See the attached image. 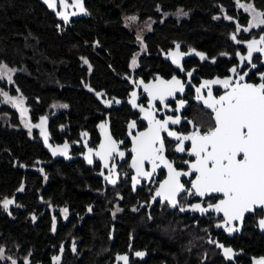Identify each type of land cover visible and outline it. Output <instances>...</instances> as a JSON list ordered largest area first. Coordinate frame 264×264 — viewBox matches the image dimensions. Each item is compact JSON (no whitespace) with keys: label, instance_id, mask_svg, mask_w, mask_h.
<instances>
[{"label":"trees","instance_id":"obj_1","mask_svg":"<svg viewBox=\"0 0 264 264\" xmlns=\"http://www.w3.org/2000/svg\"><path fill=\"white\" fill-rule=\"evenodd\" d=\"M81 2L85 11L67 13L65 23L56 14L65 10L44 0H0V64L15 69L11 82L0 78V264H116L131 237L147 255L132 264H226L194 228L166 216L143 222L126 197L118 210L82 162H52L33 125L47 118L53 147L94 131L101 108L89 88L122 89L114 73L121 75L138 50L130 17L150 24L143 43L151 57L144 61L172 42L215 58L237 26L248 24L237 4L264 13V0ZM4 92L23 98L28 127ZM4 199L13 201L7 210Z\"/></svg>","mask_w":264,"mask_h":264},{"label":"flooded vegetation","instance_id":"obj_2","mask_svg":"<svg viewBox=\"0 0 264 264\" xmlns=\"http://www.w3.org/2000/svg\"><path fill=\"white\" fill-rule=\"evenodd\" d=\"M68 2L69 4L65 3L67 5L65 8L61 7L60 0H56V7H60L66 13L79 11L74 6L75 0H69ZM244 28L247 27L240 28L239 31L236 29L234 33L228 36L230 46L225 47L224 51L215 58H209L206 54L192 47L186 46L185 48L181 43L172 42L170 46L157 47L154 54L155 59L151 61L143 60L151 57L148 48L143 43V38L150 32V29L143 36L136 33L138 50L132 57V59H136L135 67L132 66L131 59L127 64L126 70L121 75L114 73L122 83V89L118 91L100 89L97 91L89 88V93L93 95L101 108L98 113L101 118L94 124L93 132L83 130L79 133L77 139L70 143L65 141L64 143L68 144L66 154L62 155L58 152L65 159L59 158L54 161H63L65 163L82 162L92 172L93 176L99 180L101 195H112L117 209L120 211L124 210L121 207V202L126 197L127 199H132V204L128 206V210L138 214L143 222H145L144 216L149 220L166 216V218L179 221V225L181 224L180 226L183 229L194 228L198 233L197 238L202 240L207 250H210L226 264H254V260L264 258V229L259 224V221L264 219V208H255V211L246 212L241 219L225 225L223 212L209 209L207 212L201 213L191 208V205L197 203L203 208L215 205L220 199H223L222 194H208L200 197L189 195L185 191L178 194L177 204L173 207L167 201L162 202L160 197H156L160 184L168 178V169L163 164H160L159 161H157L159 166L155 172L152 171V164L149 161H144V171L152 173V175L138 177L140 182L133 187L132 177L136 175V170L131 167L135 156V153L131 150L134 146V137L138 133L146 132L149 128V121L145 119V112L151 111L155 119L160 121L168 117H179L180 123H169L168 129L180 135L190 134L194 126L200 127L202 131H207L209 126L214 125V120L212 119L214 113L204 105L202 99L198 100L197 96L207 99L210 89L212 96L218 99L220 96L225 95L230 88H225L221 83H212L201 87L205 81H222L230 78V86H234L237 83L259 84L262 82L261 74H264V54L253 53L251 61H242L237 53L247 56V42L254 39L259 40L261 36H264V25L258 24L256 27H251L248 32L243 31ZM233 35L236 36V40L232 39ZM260 46L264 47V45ZM177 51L180 53L178 57L179 64H174L173 57L170 54ZM199 54H202L204 59H201ZM234 68L236 71L232 72L231 69ZM189 73H191V76L188 75ZM173 76L183 84V91H175L171 96H166L163 103L158 98L151 100L148 92L145 91V85H156L164 88L167 82L172 80ZM240 76L244 77L242 81L239 79ZM159 81L165 83L160 84ZM197 88H200L199 93L196 91ZM133 92L136 93L135 102L137 107H133L132 103L129 102L132 100ZM97 93L102 95L97 96ZM150 100L151 109H149ZM108 101H111V103H106ZM116 101H119V103ZM181 101L183 102V107H179V102ZM140 108H143L145 112H141ZM189 121H192V123H189ZM132 123L135 126L129 128ZM106 129L109 131L111 141L116 144L117 152L124 153L123 157L114 152L106 160H102L96 155L101 150V148L99 149L102 141L100 133ZM83 133H87V135H82ZM160 135L165 145V159L177 171L188 172L189 167L185 161L189 163L195 162V157L189 155L191 142H184V152H176L175 148L178 141L175 137L169 136L166 131H162ZM107 143L108 140H105V144ZM58 145L62 144H57L56 146ZM89 149L92 150L90 156L92 163H89L86 159L89 156ZM83 156L85 158H81ZM69 158L75 159L67 162ZM106 163L108 167H105ZM113 165H115L114 170ZM195 175L192 172L188 176L180 177V182L185 189H191V181L195 179ZM105 176H112L116 183H109L105 180ZM154 197L155 199H153ZM181 207L185 211H180ZM217 225H220V227ZM227 228H233L234 231L229 232ZM133 241L131 237V243L128 244L126 252L118 255H127L129 264L142 262L147 259L145 251L133 248ZM217 245H222L223 247H218ZM224 248L232 249V255L228 257L229 261H226L221 256V253H224ZM136 252H143L144 255L138 257L135 255ZM116 264H124V262L116 258Z\"/></svg>","mask_w":264,"mask_h":264},{"label":"snow or ice","instance_id":"obj_3","mask_svg":"<svg viewBox=\"0 0 264 264\" xmlns=\"http://www.w3.org/2000/svg\"><path fill=\"white\" fill-rule=\"evenodd\" d=\"M50 9L56 8V0H44ZM61 7H67L64 0H60ZM74 6L80 11L84 12V7L81 0H75ZM238 7L244 8L246 12L253 13L252 21H250L249 27L244 28L243 31L248 32L251 27L264 25V13L257 12L251 4H238ZM65 23L68 22V15L66 12H57ZM73 15L76 13L73 12ZM129 19H135L130 17ZM231 19V17H228ZM239 25L237 31H239ZM233 40H236V36H232ZM264 36H261L259 40H251L247 42V56L240 55L242 61H251L253 53L264 54ZM179 48V46H177ZM173 57V63L179 64L178 57L180 53L174 52L170 54ZM201 59H204L202 54ZM87 63V60L84 61ZM135 67L136 59L133 58L131 62ZM255 67V65H253ZM15 69H9L6 65L0 64V78L7 77L11 82V73ZM235 72L236 69H231ZM191 76V73L188 74ZM246 75V73H245ZM230 79V78H229ZM229 79L225 80H213L205 81L204 85L207 86L212 83H221L225 88H230L225 95L220 96L218 99L212 96L209 89L207 99L202 96H197V99H202L204 105L210 108L214 113L212 119L214 125L208 127L207 131H202L200 127H195L190 134L180 135L174 131L168 129L169 123L178 124L180 118L168 117L167 119L160 121L156 120L151 114V111L145 112L143 108H140L141 112H145V119L149 121V128L146 132L138 133L133 139L132 152L135 153L133 157L131 167L136 170V175L132 177L133 187L139 183L138 177L151 176L152 173L146 172L143 169L144 161H149L152 164V171L155 172L156 168L160 164L168 169V178L160 184L159 189L156 192V197H160L162 202L167 201L168 204L173 207L177 204L178 194L187 191L189 195H197L203 197L208 194H222L223 199H220L215 205H209L208 208H203L199 203L191 205L192 210L200 211L201 213L207 212L209 209H214L216 212H223L225 217V225L231 224L234 220L241 219L246 212L255 211V208H264V74H261V83L248 84L237 83L234 86H230ZM239 79L242 81L243 76ZM160 84L165 82L159 81ZM183 84L175 76L171 81H168L164 88L157 87L156 85H145V91L148 92L151 100L159 99L162 103L166 96H171L175 91H183ZM197 93L200 92V88L196 89ZM6 101H10L14 107L20 109L21 115L27 111L23 105V98L10 97L7 92L2 93ZM102 95L97 93V96ZM136 93H132L133 107H137ZM151 100L149 102V109L152 108ZM119 103V101H116ZM106 103H111L108 101ZM63 107H66L64 105ZM179 107H183V102H179ZM46 118L41 117L38 125L33 127H39L41 134L44 135L45 143L48 142L47 134L44 130ZM192 123V121H189ZM135 124L129 125V128L134 127ZM103 127V125H101ZM166 131L169 136L175 137L178 144L175 148L176 152H184V142H191V149L189 155L195 157L194 163L188 164V172L177 171L171 163H169L164 157L165 145L161 138L160 133ZM82 135H87L83 133ZM101 150L96 153L102 160H106L112 153L116 152L120 157L124 156L123 152H117V147L111 138H108L107 144H101ZM68 144L65 143L63 148L52 149L53 155L58 152L62 155L66 154ZM92 150L89 149V156L86 157L89 163H92L90 158ZM105 167H108L107 163ZM115 165H113V170ZM194 172L195 179L191 181V189H185L184 185L180 182L181 176H188ZM105 180L109 183L115 184L116 180L112 176H105ZM23 189L21 188L20 191ZM194 190V192H193ZM155 199V197L153 198ZM13 201L10 199H4L2 206L5 210ZM62 211L67 212V209ZM180 211H185L181 207ZM35 219V217L33 218ZM260 227L264 229V219L259 221ZM220 227V225H217ZM227 231H234L233 228H227ZM223 247L222 245H217ZM136 256L142 257L143 252H136ZM224 255L231 257L232 249L224 248ZM0 258L2 257V249H0ZM55 259H59L58 257ZM117 260L123 261L124 264H129V257L127 255L117 256ZM15 264V261L12 262ZM254 264H264V258L255 260Z\"/></svg>","mask_w":264,"mask_h":264},{"label":"water","instance_id":"obj_4","mask_svg":"<svg viewBox=\"0 0 264 264\" xmlns=\"http://www.w3.org/2000/svg\"><path fill=\"white\" fill-rule=\"evenodd\" d=\"M44 118H46L45 116H43ZM40 120H41V118L38 120V122H37V124H35V125H38L39 123H40ZM37 130H38V132H39V137H40V139H41V141H42V143H43V147H44V149L47 151V152H49L50 153V155L52 156V162H54L55 160H57V159H65V157H63V156H61V155H59L58 153L56 154V155H53V153H52V149H54V148H60V149H62L63 148V145L65 144H62V145H58V146H52L51 145V143H50V135H49V130H48V121H47V118H46V123H45V125H44V130H45V132H46V134H47V137H48V142L47 143H45V139H44V135H42L41 134V129L39 128V127H35ZM108 128V127H107ZM101 134V137H102V141H101V144H105V140H108V138L110 137V135H109V131L106 129L105 131H103V132H101L100 133ZM111 138V137H110ZM101 144H100V146H101ZM100 146H99V149H100ZM68 158V157H67ZM81 158H85V156H83V157H81ZM75 158H69V159H67V162H70V161H73ZM223 252V251H222ZM221 256L222 257H224L225 259H226V261H229V259H228V257H226L225 255H224V253H221ZM255 261V260H254Z\"/></svg>","mask_w":264,"mask_h":264},{"label":"rangeland","instance_id":"obj_5","mask_svg":"<svg viewBox=\"0 0 264 264\" xmlns=\"http://www.w3.org/2000/svg\"><path fill=\"white\" fill-rule=\"evenodd\" d=\"M238 4H243V3H238ZM238 4H237V7H238ZM246 5H247V4H246ZM238 9L242 10L245 14L248 15V24H247L246 27H249L250 21H252V18H253V13H251V12H246V11L244 10V8H241V7H238ZM256 11H257V10H256ZM257 12H259V11H257ZM260 13H261V12H260ZM257 25H258V24H257ZM257 25H256V26H257ZM256 26H254V27H256ZM129 28L132 29V30H134V31H135L137 34H139L140 36H141V35L143 36L144 33H146V32L149 30V28H150V24H149V22H147V23H145V24H143V25H140V24H138L135 20H133V21L130 23ZM138 38H139V37H138ZM11 75H12V73H11ZM15 98H18V99H19L20 97H15ZM6 103L9 104V105H11L13 108H15V109L18 110L23 125H24L25 127H28V120H27V118H26V117H27V116H26L27 111H26V112L24 113V115L22 116L19 108L14 107L13 104H12L10 101H6ZM22 106H23L24 108H26L25 105H24V101H23V105H22Z\"/></svg>","mask_w":264,"mask_h":264}]
</instances>
